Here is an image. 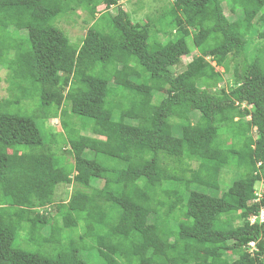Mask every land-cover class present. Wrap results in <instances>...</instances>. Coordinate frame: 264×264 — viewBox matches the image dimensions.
<instances>
[{
	"label": "trees",
	"instance_id": "1",
	"mask_svg": "<svg viewBox=\"0 0 264 264\" xmlns=\"http://www.w3.org/2000/svg\"><path fill=\"white\" fill-rule=\"evenodd\" d=\"M121 1L0 0V68L12 95L0 101L1 264H264V190L258 202L254 192L264 184V45L246 61L252 35L264 38L255 30L264 0H172L160 19L177 37L165 43L153 26L131 23ZM225 2L242 11L238 32ZM99 6L105 12L79 44L55 26ZM187 39L197 54L184 64ZM30 100L42 120H60L55 144L67 143L73 166L33 118L9 112ZM224 169L238 179L209 195ZM63 186L70 196L57 194ZM23 230L53 252L13 249Z\"/></svg>",
	"mask_w": 264,
	"mask_h": 264
},
{
	"label": "rangeland",
	"instance_id": "2",
	"mask_svg": "<svg viewBox=\"0 0 264 264\" xmlns=\"http://www.w3.org/2000/svg\"><path fill=\"white\" fill-rule=\"evenodd\" d=\"M119 5L121 8L127 13L128 20H130L131 23L133 24H149L154 27V30L160 31L158 34V40L161 42H166L170 39L175 40L176 35L175 33H172V35H168L170 30L166 25V21L168 19H160L162 14L165 12H169L174 8V3L172 0H122ZM224 14L227 16L230 20L234 21L233 23V29L234 32H238L240 28V24L242 21V11L241 10H236L232 12L231 14V6L229 3L225 2L224 3ZM104 7L99 6L97 8V14L95 16H91L86 10L83 8H78L76 12L73 15H65V16H60L57 18L55 21V26L58 28L60 31H62L72 42L73 44H79L82 39L84 38L86 30L92 26L95 22H98L99 16L104 13ZM109 14L104 15V17L101 19L99 22L100 26H105L108 23V19L110 18V15L115 14V7H112L109 11ZM171 17H174L172 15ZM159 20V21H158ZM256 32L257 33H264V15L259 17V24L255 25ZM217 33V30H214V34ZM20 34L24 35V32L20 31ZM258 34L252 35L250 39V51L248 52L251 54L248 59H246L247 62H249L253 56H254V49L255 48H261L264 45V38H260L257 36ZM156 37V35H155ZM187 47L191 51L187 56L183 57V63L186 64L191 61L193 56H196V51L193 50V47L191 45V40L187 39L186 40ZM247 51V47L245 52ZM253 51V53H251ZM244 52V54H245ZM260 54L261 59L264 60V49ZM117 60L120 64H127V62L124 59V53L122 51L116 52ZM246 64L245 62L243 65ZM181 71V70H179ZM179 71H176L178 73ZM216 71L219 72L220 74L223 73V69L221 68H216ZM231 79H232V70L230 72L223 74V86L224 88H227L228 86L231 85ZM113 84H123L122 81L119 80H113ZM220 86V85H219ZM218 86V87H219ZM206 86L202 88L203 91L206 90ZM12 98L11 93L9 92V82H8V73L4 68H0V101L2 100H10ZM159 97L155 96L154 98V104L151 108H149V116L153 113L154 107L157 105L156 101H159ZM37 102L36 100H30V101H25L23 102L19 107L17 106H12L9 109L10 113H18L22 114L23 116H28L34 119L35 124L37 125L40 134L43 138H46L47 140L50 141L51 145L54 146L53 151L54 153L59 157L63 158L65 160V163L67 166H73V158L71 155L64 154L63 150L65 149L66 151L69 150V146L67 145L66 142H61L58 144L56 143L57 135L62 132L61 125H60V120L58 119H49L47 121L42 120V118L37 116ZM182 111L184 113H190L192 112V105L187 103L182 106ZM4 111H0L2 114ZM197 118L195 116H192V120L195 121ZM80 120L78 121L77 125L79 124ZM82 122V121H81ZM85 132H89V130H85ZM84 135H87L83 133ZM253 137L256 138V135L252 133ZM231 146V141L230 140H224L223 141V148L224 149H229ZM17 154V152H10ZM62 161V159H60ZM238 171L235 169H224L222 170L220 174V185H219V191H210L209 195H214L218 196L222 192L226 191L230 184L238 179ZM98 185V183H95ZM264 190V184L261 182H257L254 185V192L261 197L263 194ZM72 191L71 186H63L61 189L57 191L58 195L68 193V196H70ZM205 191V190H203ZM69 198V197H68ZM67 199L65 198V201ZM261 218H264V213H262ZM54 219L52 220V223H54ZM180 222L191 225L192 221L187 218V217H182L180 219ZM81 226L79 227V229ZM74 230V229H73ZM72 230L73 233H67V237H73L77 238L78 234L75 233ZM79 231V230H78ZM26 235H27V230L21 231L18 236L16 237L15 241L12 244L13 249L16 250H21V251H26L29 253H51L53 252V247L50 245H41L38 242L34 243H29L26 241ZM43 235H46L43 232ZM84 245L88 246V242L84 243ZM250 248H253V245H250ZM252 250V249H251ZM253 251V250H252ZM227 256L229 258H232L234 256V251L229 248L226 252ZM195 256L196 258H202L205 256V252L202 250H195ZM81 257L85 258L84 252H81ZM2 261H0L1 264Z\"/></svg>",
	"mask_w": 264,
	"mask_h": 264
},
{
	"label": "built area",
	"instance_id": "3",
	"mask_svg": "<svg viewBox=\"0 0 264 264\" xmlns=\"http://www.w3.org/2000/svg\"><path fill=\"white\" fill-rule=\"evenodd\" d=\"M255 196L257 197L256 202H258V200H259L261 197H259L256 193H255ZM261 196H262V195H261ZM262 213H264V211H261V212H260V215H259V217H258L259 222H262L263 219H264V218H261ZM255 220H256L255 217H254V218H251V219H250V222L253 223ZM250 245H251V244H250ZM252 245H253V244H252Z\"/></svg>",
	"mask_w": 264,
	"mask_h": 264
}]
</instances>
